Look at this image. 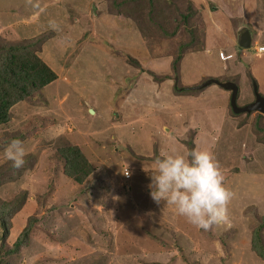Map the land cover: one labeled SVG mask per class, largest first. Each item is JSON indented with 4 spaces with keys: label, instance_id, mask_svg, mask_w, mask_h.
<instances>
[{
    "label": "rangeland",
    "instance_id": "obj_1",
    "mask_svg": "<svg viewBox=\"0 0 264 264\" xmlns=\"http://www.w3.org/2000/svg\"><path fill=\"white\" fill-rule=\"evenodd\" d=\"M126 1L0 0V58L3 46L39 40L38 55L51 44L65 72L13 106L0 125V212L8 226L6 234L0 223V264H264L252 246L256 230L264 244V114H234L216 85L178 90L210 70L200 84L235 80L237 103L245 106L253 83L241 65L232 66L240 55L227 54L233 69L226 74L220 44L206 43L224 30V20L215 25L212 0ZM258 14L259 27L249 19L242 24L260 43L264 10ZM181 46L184 77L172 66ZM234 50L244 49L236 42ZM13 138L27 152L20 169L4 158ZM69 145H80L92 166L82 184L65 175L61 151ZM193 149L213 154L233 194L227 220L209 231L174 206L157 205L147 187L157 157Z\"/></svg>",
    "mask_w": 264,
    "mask_h": 264
},
{
    "label": "clouds",
    "instance_id": "obj_2",
    "mask_svg": "<svg viewBox=\"0 0 264 264\" xmlns=\"http://www.w3.org/2000/svg\"><path fill=\"white\" fill-rule=\"evenodd\" d=\"M26 155L19 138L11 139L4 149V158L15 169L24 166ZM147 173L150 198L157 205L174 206L176 213L197 229L209 231L227 220V204L233 194L223 185L219 164L210 151L162 154L155 159L154 170ZM20 187L23 190L25 186Z\"/></svg>",
    "mask_w": 264,
    "mask_h": 264
},
{
    "label": "trees",
    "instance_id": "obj_3",
    "mask_svg": "<svg viewBox=\"0 0 264 264\" xmlns=\"http://www.w3.org/2000/svg\"><path fill=\"white\" fill-rule=\"evenodd\" d=\"M130 1L127 0L123 4H127ZM36 42L39 43L40 41ZM35 43L28 46L11 45L2 47L4 54L0 58V125L7 124L10 121V110L13 106L24 101L31 94L42 91L48 85L58 80L56 72L46 64L38 55V51L34 49ZM207 50L206 48L205 52ZM220 53L222 55L220 54L219 58L227 63L228 55H224L223 52ZM254 54L260 56L256 52ZM185 55L186 53H183V46H181L180 54L177 55L172 63L175 75H179ZM238 55H240V52ZM151 75L155 79L159 78L152 73ZM177 78L179 79V76ZM189 87L178 88V90L182 93L192 92V88ZM61 154L65 160V175L78 184L84 183L93 169L79 146L69 145L61 151ZM0 223L5 233L8 234L7 221L3 218L1 212ZM260 234L259 230L254 232L252 246L256 254L264 260V244ZM28 235L29 228L24 230L16 241L13 250H10V253L16 252L23 244V239L28 237Z\"/></svg>",
    "mask_w": 264,
    "mask_h": 264
},
{
    "label": "crops",
    "instance_id": "obj_4",
    "mask_svg": "<svg viewBox=\"0 0 264 264\" xmlns=\"http://www.w3.org/2000/svg\"><path fill=\"white\" fill-rule=\"evenodd\" d=\"M209 1H211V0H209ZM261 2H262V0H212L211 6H210L211 9L209 10L210 14L212 15L211 18L214 21V23L215 22L218 23L221 20L222 21L224 20L223 22L221 21L222 24L224 25L223 26L224 30L218 31V34L214 36V38L217 37L216 38L217 42H215L213 40L214 38H211L212 40H209L206 43H208L211 46H214L215 43L216 44H220L219 48H218V57H219V53L220 52H223L224 55H227V54L228 55H233V57L235 55H238V53H236L234 48H235L236 42H238V44H239L240 34L242 32H244V30H246V28H244V25L242 23H246V21H248L247 19L251 20L253 23L255 22V25H258V27L260 25H262V18L258 14V12L264 10V3L261 4ZM93 3H98V2L94 1ZM214 3H216V4H214ZM194 7L196 9H198L199 11L201 9V6L199 7L198 4H196V3H195ZM206 7H208V6H206ZM93 11H94V14H96L97 11L96 10H93ZM88 13L89 12L87 11L86 14L88 15ZM113 15L115 17V20L119 19L118 18L119 17L118 11L115 10V13H113ZM36 20L37 21H41V18L39 16H37ZM108 20L110 21V23L112 22V18L109 17ZM217 23H215V25ZM242 29H243V31H242ZM257 29H259V28H257ZM258 32H260V31H258ZM237 34H238V38L236 37ZM261 35H262V38H263L264 35L263 34H261ZM251 36H252V44H255V43H258L260 45L264 44V42H260L259 43L258 39H261V38H258V36L255 35L253 33V31L251 32ZM207 39H209V38L207 37ZM65 40H67V38H65ZM51 47H53V46H51V44L45 43L44 46L42 47V51H41L40 57L58 75V80L53 83V84H55V83H58L60 81L61 76L64 75L65 72H63V70L59 69V67H58L60 62L59 61L57 62V55H56L57 49H54V50H52L49 53V50H50ZM126 52H127V50H126ZM255 52H256V50L254 49V53ZM259 55L260 56H257L255 54L249 55V53H247V51L244 49V50H242V52H240V58L239 59H241V60L239 62H237V63L235 62L234 64H232V66L234 67L236 64L241 65V67H240L241 70L244 73H246V77L244 79L249 80V81L251 79L252 83L255 82L257 84V86H259L258 89H259L260 93L262 94V92L264 93V59H263L264 53H260ZM163 59H164V62H166V63H164V65L166 66V68H168L170 70L171 58L168 57V58H163ZM187 61H186V57H185L184 60H183V63H182V67L184 69H186V66L188 65ZM220 62L224 63V70H225L226 74L232 73L233 67H230L231 65H230L229 61L227 62V64H225V61L220 59ZM240 62H243V63H240ZM182 67L180 69V73L183 76V68ZM234 69H236V68H234ZM208 72L206 74H203L204 72H200V75L195 74L194 76L193 75L189 76L190 77L189 78L190 86L191 85L200 84V81L202 80L201 78L204 79V78H206V76H209ZM244 73H242V74H244ZM226 74H224V76ZM234 82H236V81L234 80ZM216 93L220 97L224 98V102L227 101V99H229V98L231 99V94H230L231 92H229V91L224 90V92L222 94H220V92H216ZM252 95H253V98L251 97ZM243 98H245L244 100H246L244 105L250 104V103L254 102V100H255L254 94L251 91L250 92H246L245 96ZM97 104L98 103L93 102L90 105L92 107L91 109H93L95 113L97 111L93 107L97 106ZM227 104H229V106H230V102H227ZM85 105L88 108L90 107L88 105V103L85 104ZM68 118L70 119L69 116H68ZM78 146H80V145H78Z\"/></svg>",
    "mask_w": 264,
    "mask_h": 264
},
{
    "label": "water",
    "instance_id": "obj_5",
    "mask_svg": "<svg viewBox=\"0 0 264 264\" xmlns=\"http://www.w3.org/2000/svg\"><path fill=\"white\" fill-rule=\"evenodd\" d=\"M239 46L245 50H249L252 47V36L251 32L249 30H244L240 34V40H239ZM216 85L223 90L231 92V99H230V106L233 110L234 114H244V113H253L258 112L261 114H264V96L259 92L257 84L253 83V94L255 97L254 102L247 104L245 106H239L237 103V98L239 94V87L238 85L233 81H219L217 79H209L205 81L204 83L195 86L192 88V90H202L208 86ZM90 112L94 114V110L91 109Z\"/></svg>",
    "mask_w": 264,
    "mask_h": 264
},
{
    "label": "built area",
    "instance_id": "obj_6",
    "mask_svg": "<svg viewBox=\"0 0 264 264\" xmlns=\"http://www.w3.org/2000/svg\"><path fill=\"white\" fill-rule=\"evenodd\" d=\"M253 49H255L256 50V52L257 53H264V45H255L254 47H253ZM125 177H126V179H130V173L129 172H126L125 173Z\"/></svg>",
    "mask_w": 264,
    "mask_h": 264
},
{
    "label": "flooded vegetation",
    "instance_id": "obj_7",
    "mask_svg": "<svg viewBox=\"0 0 264 264\" xmlns=\"http://www.w3.org/2000/svg\"><path fill=\"white\" fill-rule=\"evenodd\" d=\"M225 81H229V80H225ZM224 82V81H223Z\"/></svg>",
    "mask_w": 264,
    "mask_h": 264
}]
</instances>
